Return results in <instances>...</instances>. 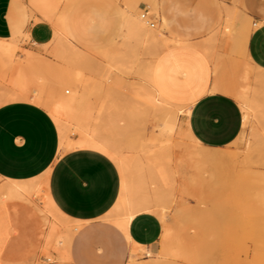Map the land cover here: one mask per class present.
I'll use <instances>...</instances> for the list:
<instances>
[{"label":"rangeland","instance_id":"374dc122","mask_svg":"<svg viewBox=\"0 0 264 264\" xmlns=\"http://www.w3.org/2000/svg\"><path fill=\"white\" fill-rule=\"evenodd\" d=\"M24 1L9 0L7 12L9 33L17 29L26 31L25 28L28 23L40 20L49 22L52 28L58 27L55 24V15L57 14V17L61 12L64 11L65 13L68 10L73 20L72 34L67 33L70 38L69 44L71 48L70 45L67 49L64 47L67 52H62L61 44L56 42L57 39L55 40L54 38L53 41L51 39L50 43L45 46L39 43L38 45H30L28 41H25L28 36H25L26 38L23 37L24 39L22 38L19 42V57L16 65L19 67L23 63H26V67L24 65L22 67V69H26L30 64L27 70L30 69L35 79L40 76L41 71L46 74L48 73L54 79L56 74L59 73L58 68L64 67L67 71L79 72L84 78L86 76L87 78L100 79L106 89L108 88L107 86H110L109 91L111 90L110 92L114 94H110V96L113 98L116 106L115 109L106 111L104 118L106 119L105 121H113V123L119 124V127L124 129V131L120 129L123 132L122 135L114 138L112 144L122 154L128 158H132V155L134 156V154L140 152L137 146L145 143L150 136L156 133L157 125L160 123L159 119H161L159 117L163 116L161 114L164 113V110L159 108L154 109V107H149L142 102L140 104L144 106L138 105L133 92V87H136V80H139L138 74L134 71L111 73L104 67L103 59L97 52V49L105 44L94 43L90 40L94 37L93 29L97 30L99 35L103 37L115 35L117 31L116 11L119 6H128L135 2L138 7H141L137 10L138 13L142 12L141 9L143 7L147 8L149 19L154 21V27H157L159 15L151 12V8L147 7L149 0H59L60 4L55 0L56 2L54 1L55 4L52 3L53 5L50 0V6H56L57 4V7H54V9H57L51 12L53 8L50 7L52 10L49 9V12H51L50 14L53 17L47 20L40 12L43 8L45 11L49 8L47 2L48 8L46 3L42 1L43 5L40 4L41 7H39L40 5L38 6L39 3L36 4V7L40 8L37 10L34 4L29 2L30 6L28 2L25 3ZM156 1L160 5L164 16L172 20L173 24L170 29L177 36L182 33L177 31L176 28L180 25H186L188 23V16L182 13L180 17H177L175 14L176 6L184 7V9L180 10L186 12L198 11L210 18L213 21L211 28L217 33L215 39L209 40L208 45L204 46L207 51H204L202 47L200 48L210 57H212L213 51H218L217 56L220 60L217 58L213 65L221 69L222 76L230 88L242 91L247 86V94H252L253 90L251 91V87L252 89L257 87L253 79L245 85L239 82V72L243 65L245 42H238L237 37L243 29L241 31L235 29L234 31L224 32V26L222 27L224 25V15L226 14L223 10L228 6L226 3L228 2L231 4L230 6L236 7L238 0ZM217 3L221 4L222 7L219 8ZM27 9L30 10V17H32H29L27 23L22 24L23 16L28 13ZM240 15L242 16L243 14L240 13ZM241 18L243 19L244 17L242 16ZM51 21H54L56 26H53L54 24ZM245 21L247 22V20ZM247 23L250 25L249 21ZM217 27L219 28L218 30ZM206 34L207 31H203L197 35L200 38H205ZM216 39H220L224 44L228 45H217L212 48L210 42ZM172 48L169 47L162 50L159 54L164 60L160 73V83L162 87L171 92L172 97L182 98L190 90V86L187 82L173 83L177 69L188 70L190 65L201 69L203 65L191 62L192 60L187 50L182 48L174 50ZM28 54H30V57H27ZM66 54L69 55L68 58H66ZM31 57L32 60L34 58V62L31 60ZM69 58L70 60H68ZM54 63L58 67L53 66ZM48 64L53 67H49ZM40 66L44 69L40 68ZM39 69H43L44 71H40ZM10 75V69H7L6 72L5 69L0 70V88L10 87ZM177 76L183 77L185 75H181L178 72ZM61 87V89L64 88L63 86ZM28 91L33 95L37 92L36 86L30 79ZM128 94L133 99L127 98ZM123 97L127 98L126 101ZM124 101L125 103H123ZM131 103L132 107L129 105ZM176 114H178V110H176ZM254 120L255 118H252L248 125L244 126L245 129L242 128L241 133L234 141L221 147V150L228 152L226 157L216 161L202 162L197 169L188 165L186 167L188 174L183 178L173 173L174 181L172 182V186H169L170 188L168 186L160 187L159 189L162 188V190L158 191L159 189H156L158 185L151 183L148 177L146 178V191H142L138 196L146 199V203L151 210L163 206L168 225L172 226L174 223L178 225V229L181 230L179 236L182 241L184 240V244L190 251V254L186 258L165 259L160 251L163 245L168 243L169 238L162 236L153 247L152 251L154 253L150 254L153 257L160 256L163 260L162 264H264V151H261L264 149V141H262L261 136H255L256 122ZM116 124L115 127H118ZM260 138L262 140L259 142L258 139ZM262 142L263 145H261ZM191 144L193 142L182 132H175L170 136L167 145V152L171 156L170 169L174 168L176 158H180L184 153L188 155L191 150ZM141 158L145 159L146 157L141 155ZM131 174V176H135L133 173ZM190 174L192 176L189 177ZM1 182L2 179L0 178ZM40 197V194L33 195L29 198V203H21L30 209H34L35 206L41 207ZM50 218L53 219V216H50ZM0 219L5 226L0 230V248L6 255L5 264L7 262H9L8 264H54L53 262L56 264H66L67 261H69L67 264H72V259H60L61 250L56 240L50 244H46V238L43 237L39 244L35 243L32 225L23 210H10L7 214L2 213ZM55 220L58 222L61 230L68 226L74 227L73 222L66 218L56 216ZM47 231L48 228H46V233ZM76 234L77 231H74V235ZM24 240L26 241V248L21 253L23 256H17L19 243ZM43 255L50 256L51 260L46 262L42 258ZM136 262V264H155L154 260L149 259L145 254L141 253L138 254Z\"/></svg>","mask_w":264,"mask_h":264},{"label":"crops","instance_id":"0c3cea01","mask_svg":"<svg viewBox=\"0 0 264 264\" xmlns=\"http://www.w3.org/2000/svg\"><path fill=\"white\" fill-rule=\"evenodd\" d=\"M226 4L231 5L228 2ZM217 6L222 7L219 3ZM8 7L9 0H0V37H12L25 32L17 29L9 33ZM147 7L159 15V23L164 25L163 34L172 39L162 50L169 47L174 50L185 49L190 54L191 62L203 65L201 69L192 65L188 70L177 69V73L185 76L180 77L176 73L173 83L187 82L190 90L184 97L176 98L160 83L164 63L159 55L162 50L151 57L147 79L149 85L159 97L183 111L177 114L175 132L181 131L179 127L188 128L196 141L207 147H224L230 144L243 128V112L236 94L245 93L248 87L242 91L230 88L222 76L221 69L213 65L218 58V51H213L210 57L200 48L208 45V36L213 33V21L198 11L186 12L180 10L184 7L176 6L177 17L182 13L188 16V23L176 28L182 33L177 36L170 29L172 20L164 16L156 0H149ZM139 8L141 7H138L136 2L119 6L116 11L115 35L103 37L93 29L94 37L90 41L105 44L99 47L97 52L121 42L123 10L132 16L149 18L138 13ZM236 8L251 25L250 27L245 21L247 38L243 50V65L239 72V82L245 85L252 79L255 82L256 74L259 70H264V0H238ZM27 21L26 13L21 23ZM61 27L63 34L70 41L67 33L72 34L73 20L68 10L62 12ZM241 29L243 28L239 24L237 30ZM25 30L28 33L25 41L30 45L47 42L53 35L51 24L43 20L28 23ZM203 31H207V36L200 38L197 34ZM219 40L210 42V46L213 48L217 45H228ZM140 58L150 59L146 53L140 54ZM96 93L98 97L111 94L104 87ZM95 95L91 97L96 99ZM101 96L96 99L97 102L91 98L92 108L97 109ZM113 105L111 107L107 104L109 107H104L102 120H106V111L115 109V104ZM95 109L92 111L94 114ZM78 138V134H72L70 144H61L58 126L45 108L25 100L6 102L0 105V177L27 180L47 172V190L53 204L74 224L68 243L69 260L72 259V264H129L134 243L139 245L138 247H144L141 254L147 256V251L154 253L152 250L162 237L164 222L151 209L136 211L130 219L117 212L115 206L122 192V177L116 162L108 153L97 147L74 145L73 142ZM121 218H126L123 227L115 222ZM74 231H77L76 235ZM40 241L38 240V244ZM138 247L137 250L140 251ZM25 248L26 241H20L16 255L23 256L21 253ZM187 251L190 254L188 249ZM136 259L138 260V255Z\"/></svg>","mask_w":264,"mask_h":264},{"label":"bare ground","instance_id":"6f19581e","mask_svg":"<svg viewBox=\"0 0 264 264\" xmlns=\"http://www.w3.org/2000/svg\"><path fill=\"white\" fill-rule=\"evenodd\" d=\"M39 1L40 0H28V1L26 0L24 2L25 3L30 2L31 4H34L35 5L34 7H36V4L38 3H39L38 6L40 4L43 5L42 1H44L45 3L47 2L48 4L50 2V0L49 1L41 0L40 2ZM54 1L55 0H53L52 2L51 0V4L52 3L55 4ZM57 2L60 4L59 0H57ZM47 3L46 5L48 8ZM39 7H41V5ZM39 7H36V9L37 10L40 9ZM50 7L53 8V10L50 9ZM54 7H57V4L56 6H50L49 4V8L46 9V11L48 12H46L44 8L41 9L42 11L40 12L41 14H43V16L46 17V20L51 19L53 17L50 13L57 9V8L54 9ZM236 7L233 5L232 6L228 5L223 10L225 11L226 14L223 12L225 15L223 19L224 25H222V27L224 26L223 27L224 32H230V30L233 31L235 29L237 30V27L240 24L241 27L243 28V31L238 35L237 38L239 40L238 42L244 43L247 38V28H246L247 24L244 18L243 19L241 18L243 15L242 16L240 15L241 12L239 13V9H237ZM49 9L52 11L49 12ZM123 11H124V25H123V32L121 34V42L118 44H114L113 46H111L106 50L99 51L98 53L103 59L104 67L108 69L111 73L114 72L119 73L121 71L124 72L134 71L135 73L138 74L139 80H136V85H135L136 87H133L134 98L138 101V105L142 102L148 105L149 107H154V109L159 108L161 110H164V113L161 114L163 116L159 117L161 119H159L160 123L157 125L156 133L150 136L145 143L142 144L138 143L140 145H138L137 147H139L138 150L140 152L134 154V156L132 155V158H128L126 155L122 154L117 149L116 146L112 144V140L114 138L122 135L123 132H121L120 129H122L123 131L124 129L122 127H119V124L117 125L114 122L118 126L115 127L113 121L109 122L102 120L103 117L102 115L105 110L104 107H109L107 106V104L108 105L110 104V106L112 107V105L114 104L113 98L110 96V94L109 95L106 94V96L104 97L100 95L102 98H100L101 101H99L100 103L97 109L92 108L93 102L91 98H94L95 101L96 99H99L100 96L98 97L96 92L102 91L103 87H105L103 85L104 83L102 84L100 79L97 80L94 78H87L86 76L84 78L79 72H74V71L70 72L65 70L64 67L63 68L59 67L58 68L59 73H57L56 77L52 79L48 73L46 74L41 71L44 69L42 66H40V68L43 69L41 70L39 69L41 71L40 76L37 77V79H35L30 69L27 70L30 64L27 66L26 69L25 68L22 69L23 65L24 67H26L25 66L26 63H23V65L19 67L16 65V61L19 57L18 55V48L20 44L19 42L23 37L28 36V33L26 31L25 32L22 31L19 34L12 37H0V70L5 69L6 72L7 69H10L11 72L10 81H9L10 87L4 89L0 88V105L15 100H25L40 105L49 112V114L52 116L55 123L57 124L61 144L63 143L70 144L71 142L70 136L72 134L73 135L78 134L79 138L76 139V142L75 141L73 142L74 145H83V146L87 145V146L97 147L108 153L116 162L122 177L121 179L122 192L120 199L115 206V210L117 212L123 213L124 216H127L126 218H129L133 216L134 215L133 213L134 212L136 213V211L150 209L146 203V199L142 197L140 198L138 196L140 193H142V191H146L147 177L151 183L153 184L156 183L158 185L157 188L154 185V187L157 190L160 187H165V186L169 187L172 186V182L174 181L173 173H176L183 178L188 174L187 173L188 169L186 170V167L188 165L197 169L200 167L202 162H209V161H216L219 159H223L228 155V152L221 150V147L212 148L199 144L196 141V139L192 136L188 128L179 127L178 129L181 130L180 132H182L186 137H188L193 142V144H191L192 145L191 150L189 151L188 155H185L184 153L183 156H181L180 158L179 157L176 158L174 168L170 169L169 164L171 161V156L167 152V145L170 136L177 129L178 116L176 114V110H178V112L181 113L183 111L180 107L172 105L167 101L163 100L161 97H159L156 91L149 85L147 79H148V70L152 59L151 57L158 54L163 48H165L170 42H172V39H169L167 36L163 34V29H164L163 23H159L157 27H154L150 25L149 18L132 16L125 10ZM154 11L156 12L157 10L154 8ZM29 12L30 10H28L27 13L28 21L31 14ZM56 15H55L56 18L55 24H57L58 27L54 24V21L53 22L51 21L54 24L53 26H56L55 28H53V35L51 34L52 38H49V41L47 42L39 43V44L45 46L48 43H50L51 39L53 41L54 38L55 40L57 39L56 42L61 44V47L63 49L62 52L65 51L67 52V50H65L64 47L66 49L69 48L70 41L66 38V36L62 32V27H61L62 12L57 17ZM218 29L219 28L217 27V30ZM224 32L222 33L224 34ZM216 33H217L216 31H213V33L208 36L207 41L212 40L213 38L215 39ZM202 49L204 51L205 50L207 51V49L204 46H202ZM142 53L148 54L150 59L142 60L140 58V54ZM66 55L65 57L68 58L69 55L68 54ZM28 56L30 57V54H28L27 57ZM70 58L68 60H70ZM32 61L34 62V58ZM72 63H73V59H72ZM50 66L58 67L55 65V63L53 64V66L49 65V67ZM29 79L33 81L34 85L37 88V92L34 95L30 94V92L28 91ZM118 83L116 82V84ZM255 84H257V87H255L254 89H252L251 87V91L253 90L252 94L249 93L247 94V92L239 93L236 94V99L238 100L243 112V128L244 126L248 125L249 121L252 118L253 119L255 118L254 120L256 122L255 136L259 135L262 137L263 140L261 138L258 139V141L260 142V140L264 141V70H259V72L256 74ZM61 86H63L64 88L61 89L62 88ZM107 87H108L107 88V92H108L109 88L111 87L110 86ZM126 88L128 87L126 86ZM248 91L250 92V90ZM94 93H96V95ZM91 94L97 96L96 99L94 96L91 97L92 96ZM129 94L126 97L132 98L129 97L130 96ZM125 101L123 103H125ZM129 105L131 106L132 103ZM128 108L131 110L130 107ZM145 108L147 107L145 106ZM94 109L96 110L95 114L92 113V111L94 112ZM158 111L160 112V110ZM259 142L258 144L260 145ZM261 145H263V142L261 143ZM261 151H264V149ZM141 155H144L146 158L142 159ZM131 173H133L135 176H131L132 175ZM190 176L192 175L190 174L189 177ZM0 178L2 179V182L0 183V215L2 213L7 214L10 210L12 211L23 210L26 213L30 221V224L32 225L33 237L35 238V243H38V240H41L43 237L46 238V244H50L54 240H56L57 241L56 243L60 246V250H61L60 259L69 260L68 243L73 233L74 227L68 226L65 229L61 230L59 228L58 222L55 220V217L59 216L71 221L70 218L62 214L56 208V206L53 204L50 198V195L47 190V172H44L42 175H40L37 178H32L27 180H15V179H8L2 177ZM160 190H162V188L159 189L158 191ZM37 194L41 195L40 197V202L42 204L41 207L35 206L34 209H30L21 203V202L29 203L30 202L29 198L33 195L36 196ZM153 210L159 215L161 220L164 222V230L162 236L169 238L168 243L163 245L160 251L162 256L168 260L176 259V258H186L188 256L187 246L184 244L183 242L184 240L182 241L179 236L181 230L177 228L178 225H172V226L168 225V223L166 222V216L164 213L163 206H159ZM50 216H53V219L50 218ZM125 219L123 218L116 219L115 222L123 227L126 223ZM4 227L5 226L0 219V230ZM46 228H48L47 233H46ZM138 246L139 245L135 243L133 244V250L129 264H136L137 263L136 256L144 252L142 251L144 250V247H138ZM137 247L140 248L139 249L140 251L137 250ZM146 254L149 259L155 261V264H162L163 260L160 258V256L153 257L150 255L149 251H147ZM5 256L6 255L2 252L0 248V264H5ZM42 258L45 259L46 262L47 261L49 262L51 260V257L47 255H43ZM68 262L69 261H67V263ZM8 263L9 262H7V264ZM53 263L56 264L55 262Z\"/></svg>","mask_w":264,"mask_h":264},{"label":"built area","instance_id":"2783aa9c","mask_svg":"<svg viewBox=\"0 0 264 264\" xmlns=\"http://www.w3.org/2000/svg\"><path fill=\"white\" fill-rule=\"evenodd\" d=\"M141 10H142L141 13H142V16H143V17L148 16V10H147L146 7H143ZM150 25H151V26H154V25H155L154 21L150 20Z\"/></svg>","mask_w":264,"mask_h":264}]
</instances>
